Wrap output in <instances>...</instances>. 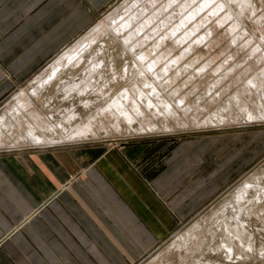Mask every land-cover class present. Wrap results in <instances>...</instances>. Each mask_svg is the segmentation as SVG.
I'll use <instances>...</instances> for the list:
<instances>
[{
	"label": "bare ground",
	"instance_id": "bare-ground-1",
	"mask_svg": "<svg viewBox=\"0 0 264 264\" xmlns=\"http://www.w3.org/2000/svg\"><path fill=\"white\" fill-rule=\"evenodd\" d=\"M122 9L123 13H111L35 77L26 89L31 92L20 90L13 111L0 116V148L66 146L55 143L82 141L101 132L109 138L110 134L123 133L175 135L179 131H223L264 122V80L257 85L258 79H264V64L258 63L261 57L264 60V10L253 0H128ZM256 10L260 11L256 14ZM245 18L250 19L256 33L242 24ZM213 19L215 23L207 31L232 19L231 32L242 25V33L227 34L225 26L224 34L209 49H199L192 55L190 47L176 52L170 47L162 49L171 39L176 47L189 40L188 34L180 37L175 30L193 26L196 31L200 24ZM156 33L161 34L155 39ZM101 35L109 38L105 47L85 55ZM144 38L152 43L148 49L139 47ZM242 38L241 49L231 50V44ZM203 39L205 35L197 42ZM224 41L225 47L218 51L217 46ZM251 44L261 50L259 54L252 55L253 51L246 48ZM248 60L252 68L257 66L254 69L260 78H235L232 82L241 81L237 86L216 90L231 67ZM48 86L71 104L59 117L56 112L47 115L42 105L38 108L33 102V97L41 98ZM79 107L86 110L84 117ZM253 218L261 223L260 230L248 224ZM262 232L264 165L248 175L210 215L192 224L147 264H169L176 255L179 264H233L228 262L233 252L238 259L235 264L246 260L264 264V238L259 239ZM218 254L227 261H219Z\"/></svg>",
	"mask_w": 264,
	"mask_h": 264
},
{
	"label": "crops",
	"instance_id": "crops-1",
	"mask_svg": "<svg viewBox=\"0 0 264 264\" xmlns=\"http://www.w3.org/2000/svg\"><path fill=\"white\" fill-rule=\"evenodd\" d=\"M112 1L0 0V104ZM239 132L0 150V264H134L250 164Z\"/></svg>",
	"mask_w": 264,
	"mask_h": 264
},
{
	"label": "rangeland",
	"instance_id": "rangeland-1",
	"mask_svg": "<svg viewBox=\"0 0 264 264\" xmlns=\"http://www.w3.org/2000/svg\"><path fill=\"white\" fill-rule=\"evenodd\" d=\"M127 1L128 0H113L111 3H109L107 6H105V8L100 10L98 12V14H96L97 18L91 22L90 26H88L87 29H85L80 35H78L72 42H70V44L64 50H62L59 54H57L42 69H40L33 77H31L25 84L18 87L6 100H4L0 104V116H2L4 114L9 115L11 112L10 109L13 111L12 108L14 107L13 105L16 102L15 97L20 92V90H22L24 92L26 89H29L31 87V85L34 83L33 79H35V77L41 75L44 72V70L46 71L47 68L50 66V64L52 62H54L62 53H64L66 50H68L70 48V46L75 45L82 37L87 35L100 22L106 21L108 16L111 13H123V9L121 10V8H123L124 5L127 4ZM253 1L255 4H257L258 7H260V10H264V6H263L264 1H261V0H253ZM230 6L235 9V7L232 4ZM261 6H263V7H261ZM260 10H258V11L256 10V14ZM208 16L209 15H207V17ZM193 22H191V24ZM226 22H225L226 24L221 25L220 27H217L213 31H207L208 30L207 27L209 25H212L213 23H215V19L210 20L207 23L204 22L202 25L200 24V27H199L200 29H198L196 31L192 30L193 26H190V27L185 26L181 30H175V32H179V34H181L180 37L184 36V35L186 36L188 34L189 40H187V41L185 40L184 42H182L181 45H179V47H176V46H174V42L171 39L170 44L169 43L164 44L162 49L168 50L165 48L170 47L173 49L172 52H176L174 50L180 51L179 48H181V49H183L181 51H186L190 47L193 50L191 52V55H192L195 51H197L199 49L200 50L209 49V46L213 45L212 43L214 41H216V39L218 37L221 36L220 34H224L225 26H226L227 34L234 33V32L242 33V25H239V28H237L234 32L233 31L231 32V28H232V25L234 22L232 21V19H228V21H226ZM242 22H243L242 24L247 26L246 27L247 29L254 30V32L256 33V30L253 28V25H252L250 19L245 18L244 21H242ZM201 26H203V27H201ZM167 28H165V30H164L165 32H166ZM187 28H189V29H187ZM190 31H193V32H190ZM243 32L246 35V32L245 31H243ZM238 33L236 34V36L239 35ZM159 34H161V33H156L155 39L157 38V36ZM204 35L206 36V39H203L200 43H198L197 41L199 39H201L202 37H204ZM229 38H230V36H228L227 40H229ZM108 39L109 38H107L106 35L99 36L97 38V40L94 41L93 44L87 49L85 55H88L89 51H92L93 49H97L98 47H102V46L105 47V44L107 43ZM243 40H244V38H242L240 41L236 42L235 44H231V50H233V51L240 50L241 45L244 42ZM150 42H151L150 39L148 40V39L144 38L143 41L139 42L140 43L139 44L140 49L150 48V46L152 45V43H150ZM225 42L226 41L222 42L221 45H218L216 49L219 51V49L221 47L222 48L225 47V45H226ZM229 42H231V40ZM255 47H256V45L253 46V44H251L246 48H248L249 51L250 50L253 51L252 55L259 54L261 50H257V49H255ZM241 54H242V52L240 53V55ZM240 55H237V57H239ZM249 57H252V56H249ZM261 60H262V57L258 60V63L261 62L263 65L264 60L263 61H261ZM253 66L254 65H252V62H249V60L243 61V62H240V63L234 65L233 67H231V72L229 73V75L222 78V80L218 83V85L215 86V87H217L216 90L219 88H226V85H230V87H228L226 89L232 88L233 86H237L238 84L241 83V81L238 82V79H241V78L243 79V78H246L248 76H250L251 79H253L255 77H256V79L260 78L255 73L256 72L255 69L257 68V66L255 65V67H254L255 69L252 68ZM208 69H210V68H208ZM235 78H238V79L235 82H232L233 79H235ZM260 79L257 80V83H258L257 85H259L260 82L262 80H264L263 78L261 80ZM215 84H217V81H215ZM51 87L52 86H48L41 93V94H43V95H41V98L37 99V98L33 97V102L36 103L38 108H42L41 107V105H42L43 110H44V112H46L47 115H51V114H54V112H56L55 115L59 117L60 112H61V114L65 113V110H64L65 106H69L71 104H69V101L65 102L64 100H62L61 94H56V89L54 87H52V88ZM26 91H29V90H26ZM29 92H31V91H29ZM12 101H14V102H12ZM76 103H78V102L75 101V104ZM7 107H10V108H7ZM56 110H58V111H56ZM78 111L81 113L83 112L82 113L83 117L86 114V112H85L86 110H83L82 107H79ZM239 126H241L242 128H239ZM239 126L238 127L237 126L228 127V128H225V130H223V131H216L219 128H216V129H214V128L198 129L195 131H179L175 135H172V134L171 135H169V134L168 135H165V134H143V135L135 134V135H130L128 133H123L120 135L116 134V136L113 134L114 136L113 135L111 136V134H110V138L106 137L104 135V133L101 132L102 134L100 133V135H98L97 137H88V138L83 139L84 141L83 140L82 141H75V142H71V143H69L70 142L69 140L67 141V143H66V141H63L64 143L62 141H59L58 143H55V145L56 144L77 145V144H82V143H98V142L99 143L103 142V143H108V144H110V143H115V144L118 143L119 144L120 142L131 141L134 139H149V140H151L150 142L152 144L156 141H160V140L164 139V140L171 141L173 144L174 142H176L182 138L185 139V138H195V137H199V136H213V135H216L219 133L220 134H222V133L230 134V133H235L236 131H240L239 133H248L249 132L248 134H250L249 135L250 136V145L248 148L249 150L247 152L250 153V158H251L250 164L242 172L237 173L228 185H226L225 187L220 189L214 196H212L209 199V201H207L199 210H197L194 214H192L187 220L182 221L178 225H176V227L170 232L169 236L165 237L162 241H160L148 254H146L140 260H138L137 262L134 263V264H147L153 257H155L158 253H160V251L163 248L168 246L173 241L174 238H176L178 235L186 232V230L192 224H194L197 221H199L200 219H202V218L204 219L208 215H210L212 213V211L219 205V203L223 199L228 197L233 192V190L237 186H239L242 183V181L248 175L252 174L256 170H259V168H261L264 165V122H259V123L258 122H252V123H247L245 125H239ZM131 134H132V132H131ZM90 139H92V140H90ZM32 147H37V146L32 145V144H30L29 147H28V145H26V147L24 146V148H32ZM8 149H10V148H8ZM8 149L4 148V147L0 148V150H8ZM13 149H16V148H13ZM247 222L249 225L252 226V228H254V230L255 229H256V231L260 230L259 227L261 226V223L259 222V220H256V218H253L252 220L250 219ZM261 238H264V232H262V234L259 235V239H261ZM261 243L262 242H260V244ZM263 252H264V250H263ZM182 253L184 254V252H182ZM206 253L207 252H205V254ZM218 255H219V257H218ZM218 255H217V259L219 261H221V262L227 261V259H225L224 255H222V254H218ZM231 256H230V259L228 262H231L233 264L237 263L236 261H238V259H237L236 253L233 252L231 254ZM206 257L209 258L208 255H206ZM206 257L203 258L204 262L208 261V260H206ZM260 262H261L260 260H255V261L246 260L244 263H240V264H260ZM169 264H179L178 256L177 255L174 257L172 256Z\"/></svg>",
	"mask_w": 264,
	"mask_h": 264
}]
</instances>
